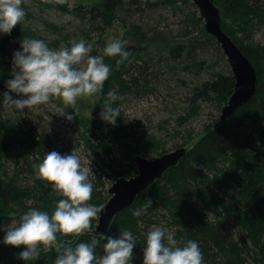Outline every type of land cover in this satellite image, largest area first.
<instances>
[{
	"label": "trees",
	"instance_id": "trees-1",
	"mask_svg": "<svg viewBox=\"0 0 264 264\" xmlns=\"http://www.w3.org/2000/svg\"><path fill=\"white\" fill-rule=\"evenodd\" d=\"M175 2L176 0H95L92 5L70 7L67 0H24L22 7L26 16L22 25L14 26L10 34L0 33V101L3 99V93L10 91L6 88L5 81L11 77L13 53L21 47L20 41L25 35L44 39L53 48H58L62 40L67 46L70 45V34L62 28L65 25L60 26L46 18L45 14H38L39 12L54 8L76 17L81 23L87 22L90 25L87 36L92 40L91 32L94 29L104 30L102 21L106 26L110 25L112 19L118 16V12L131 9L143 11L145 7L173 5ZM258 3L259 0H225L224 6L231 13V17L241 23L238 26L241 31L249 32L255 19L259 20L258 16L264 12ZM202 19L201 16L197 18L198 21ZM133 28L138 44L160 40L149 36L140 25L133 24ZM227 33L231 35L229 31ZM52 34L57 35V38L51 39ZM208 35L218 42L214 35ZM101 37L100 35L98 41H101ZM102 45L106 46L103 40ZM133 48L127 49L133 52ZM240 48L256 65V95L225 123L220 124L218 121L215 125L208 126L204 135L188 149L179 164L171 167L163 178L141 192L132 206L118 213L109 231L105 233L118 236L123 229L133 232L137 242L132 264H143L146 233L153 227H164L172 231L181 245L188 239L197 240L203 254V264H264V191L261 187V181L264 180V46L244 47L241 44ZM187 49L189 53L193 51V47L190 48L185 42L179 41L170 47V54L175 60H179ZM118 59V56L105 57L104 61L111 66V72L101 93L92 97L90 105L78 98L76 106L79 110L83 109V120L93 122L91 116L85 114V110L91 107L94 111H102L108 91L115 88L124 96L132 89L133 84L137 85L141 81L134 74L128 78L126 73L130 71V66H118ZM197 65L194 60L193 71L195 67L198 68ZM235 85L233 71L216 72L212 79L196 89L195 97L215 99L220 104H225ZM11 95L19 97L22 94L11 92ZM84 100L86 96L83 97ZM121 103L122 100L119 99L114 101L113 105L118 107ZM116 125L118 133L127 137L132 133L133 128L124 122L121 113L117 117ZM87 129L89 131V128ZM92 136L99 139L95 132H92ZM30 137L25 135L19 118L5 115L0 103V220H9L11 213H24L29 208H39L49 213L52 210L50 204L53 201L49 192L53 188L49 184L39 182L37 178L36 185L22 187L14 178L16 176L10 175L6 166L7 159L17 147H39V142ZM84 137L87 143L93 146L92 139L87 134H84ZM38 149L41 152V149ZM94 192L96 191H93L90 202L102 197L100 192ZM57 193L55 189L54 194L58 195ZM30 200H37L40 204L29 205ZM149 200L151 203L141 216L132 214V209L143 207ZM93 222L91 230H86L83 234H72L66 241L75 246L81 241L99 239L101 243L96 252L102 255L106 240L93 233ZM228 224H231V229H227ZM235 227L241 231L238 240L230 234ZM66 241L59 249L63 248ZM25 247L23 244H5L0 246V257L4 256V253L9 256L19 254ZM57 255L58 249L52 248L50 252L45 253L40 250L39 258L44 264H55Z\"/></svg>",
	"mask_w": 264,
	"mask_h": 264
},
{
	"label": "rangeland",
	"instance_id": "rangeland-1",
	"mask_svg": "<svg viewBox=\"0 0 264 264\" xmlns=\"http://www.w3.org/2000/svg\"><path fill=\"white\" fill-rule=\"evenodd\" d=\"M94 2L95 0H67L70 7L92 5ZM224 3L225 0H216L217 6L222 10L224 29L231 33L230 36L239 46L241 44L244 47L264 46V12L258 16L259 20L255 19L254 26L249 32H243L238 27L241 23L231 17ZM258 4L264 11V0H259ZM40 13L60 26L65 25L62 28L70 34V45L67 46L62 40L59 47H70L73 41L83 39L91 44L89 55H101L105 60L102 40L105 44L115 39L126 41L125 48L134 47L133 52H130L128 60L119 63L118 66L122 64H126L124 67L130 66L126 76L130 78V75L134 74L141 81L137 85L133 84L132 89L121 99L122 103L118 105L124 122L133 128L128 137L117 132L116 123L110 124L103 120L101 111L87 107L85 114L91 116L93 122L83 120V109L79 110L75 105L78 109L76 113L74 107L65 105L62 99L55 97L46 104L36 105L32 109L26 107L23 112L2 105L5 115L19 118L25 135L39 142V147L34 149L27 146L17 147L7 159L8 171L10 175L16 176L14 178L20 186H33L39 181L53 188L52 182L48 183L49 181L37 176L36 165L42 161L46 152L56 150L62 154H71L74 151L89 171V179L96 191L94 194L100 192L102 195L100 200L89 203L103 205L111 197L109 188L118 177L122 175L130 177L129 174L138 173L137 155L154 159L180 147L191 149L204 135L205 129L220 120L224 104L215 99L196 98V89L212 79L216 72L233 70L221 44L205 32L204 18L202 21L197 20L201 13L192 0H176L173 5L145 7L143 11L131 9L118 12V16L112 19L110 25L106 26L102 21L104 30L94 29L91 32L92 40L87 36L90 29L87 22L81 23L76 17L54 8L38 14ZM133 24L140 25L149 36L160 40L138 44L134 37ZM100 35L101 41H98ZM50 37L55 39L57 35L52 34ZM179 41L185 42L190 48L193 47V51L189 53L187 49L179 60H175L170 54V47ZM194 60L198 63V68L195 67L198 71L192 70ZM13 97L17 98L14 95ZM91 100L92 97L86 96V100L83 101L81 97V101L87 105H90ZM67 113H73L74 119H67ZM92 132L97 133L99 139L92 136ZM84 134L92 139L93 146L87 143ZM121 173L122 175H119ZM261 187L264 191V180L261 181ZM54 192V188L49 192L53 197L51 211H54L56 201L64 198L59 192L58 195ZM36 201L30 200L28 204L33 206ZM22 214L11 213L9 220L7 218L0 220L1 247L6 244L3 237L8 227L18 224ZM99 214L92 219L93 227L98 222ZM231 224L227 225V229L232 228ZM240 233L237 227L230 232L236 240L240 238ZM72 234L74 235L58 232L52 246L41 245L40 250L45 253L50 252L52 248L59 249ZM3 255L0 257V264H44L39 257L25 261L18 253Z\"/></svg>",
	"mask_w": 264,
	"mask_h": 264
},
{
	"label": "clouds",
	"instance_id": "clouds-1",
	"mask_svg": "<svg viewBox=\"0 0 264 264\" xmlns=\"http://www.w3.org/2000/svg\"><path fill=\"white\" fill-rule=\"evenodd\" d=\"M23 2L0 0V33L10 34L14 26L22 25L26 16ZM126 43L121 39L108 42L103 49L104 55L118 56L117 64L128 60L130 50L125 48ZM20 44L21 47L13 53L11 77L5 81L10 91L3 93L0 101L3 106L23 112L26 107L32 109L55 97L75 108L78 98L100 94L109 78L111 66L105 63L104 56L89 55L91 44L83 39L73 41L70 47L53 48L44 39L25 35ZM11 92L22 95L14 98ZM106 96L100 115L103 120L114 124L120 116V108L113 102L123 96L115 88ZM67 119H74L73 113H67ZM36 169L37 176L52 182V187L64 198L56 201L51 213L29 208L18 224L8 227L3 242L26 245L19 253L25 261L37 259L41 245L51 247L58 232L83 234L91 230L92 219L103 208V205L88 203L92 199L94 184L89 179L88 169L74 151L71 154L56 150L46 152ZM150 203L149 200L143 207L132 209V214L141 216ZM101 238L106 240L102 255L96 252L101 243L99 239L81 241L75 246L66 241L63 248L58 249L55 264H132L137 238L131 230L123 229L118 236L102 233ZM143 253V264H203L197 240L188 239L181 245L173 232L164 227H153L146 233Z\"/></svg>",
	"mask_w": 264,
	"mask_h": 264
},
{
	"label": "water",
	"instance_id": "water-1",
	"mask_svg": "<svg viewBox=\"0 0 264 264\" xmlns=\"http://www.w3.org/2000/svg\"><path fill=\"white\" fill-rule=\"evenodd\" d=\"M206 19V29L217 36L233 67L237 82L228 104L222 109L221 122L232 115L241 104L249 101L257 90L258 78L254 64L240 46L222 28L221 9L215 0H193ZM185 147L164 153L154 159L136 156L138 173L120 176L109 188L111 197L103 204L99 219L92 230L97 235L109 231L115 216L132 206L138 195L164 176L166 171L179 163L186 155Z\"/></svg>",
	"mask_w": 264,
	"mask_h": 264
},
{
	"label": "bare ground",
	"instance_id": "bare-ground-1",
	"mask_svg": "<svg viewBox=\"0 0 264 264\" xmlns=\"http://www.w3.org/2000/svg\"><path fill=\"white\" fill-rule=\"evenodd\" d=\"M192 1H193V0H192ZM193 2H194V1H193ZM215 2H216V0H215ZM194 3H195V2H194ZM196 6L199 8L200 13H201V9H200V7H199L198 5H196ZM220 9H221V8H220ZM221 11H222V10H221ZM201 16H202V13H201ZM221 17H222V13H221ZM202 18H204V17L202 16ZM204 20H205V29H206V19L204 18ZM222 21H223V23H222V28H223V24H224L223 17H222ZM223 30L225 31L224 28H223ZM206 31H207L209 34L214 35L213 33L209 32L207 29H206ZM225 32H226V31H225ZM226 33H227V32H226ZM227 34L230 36L229 33H227ZM214 36L217 38L216 35H214ZM230 37H231V36H230ZM231 38H232V37H231ZM217 40H218V38H217ZM232 40L235 42V40H234L233 38H232ZM218 42L221 44V42H220L219 40H218ZM235 43H237V42H235ZM237 44H238V43H237ZM221 47H222V49H223V51H224V48H223L222 44H221ZM224 53H225V51H224ZM225 54H226V53H225ZM226 56H227V55H226ZM227 58H228V57H227ZM228 60H229V59H228ZM250 60H251V59H250ZM251 61H252V60H251ZM252 63L254 64L255 69H256V72H257V68H256L255 63H254L253 61H252ZM232 70H233V67H232ZM195 71H196V69H195ZM233 73H234V70H233ZM234 75H235V73H234ZM235 78H236V76H235ZM257 78H258V72H257ZM236 82H237V79H236ZM235 86H236V85H235ZM234 90H235V88H234ZM257 91H258V84H257V90H256V92L254 93L253 96L256 95ZM233 93H234V91H233ZM233 93L229 96V98L233 95ZM253 96L250 98V100L253 98ZM198 98H199V97H198ZM229 98H228V101H229ZM250 100H249V101H250ZM228 101H227V103L224 104V106L228 104ZM249 101L245 102L244 104H241V105L239 106V108L242 107V106H244L245 104H247ZM224 106H223V107H224ZM239 108H238V109H239ZM222 109H223V108H222ZM238 109H237V110H238ZM237 110H236V111H237ZM236 111H235V112H236ZM235 112H234V113H235ZM234 113H233V114H234ZM233 114H232V115H233ZM232 115H230V116H229L224 122H221V117H222V114H221V117H220L219 123H220V124L225 123V122H226V121H227ZM186 149H187V148H186ZM187 151H188V150H187ZM186 154H187V153H186ZM179 162H180V161H179ZM178 164H179V163H178ZM178 164H177V165H178ZM175 166H176V165H175ZM172 167H174V166H172ZM170 168H171V167H170ZM170 168H169V169H170ZM169 169H168V170H169ZM168 170H167V171H168ZM167 171H166V172H167ZM164 175H165V174H164ZM162 178H163V177H162ZM160 179H161V178H160ZM158 180H159V179H158ZM156 181H157V180H156ZM123 211H124V210H123Z\"/></svg>",
	"mask_w": 264,
	"mask_h": 264
}]
</instances>
